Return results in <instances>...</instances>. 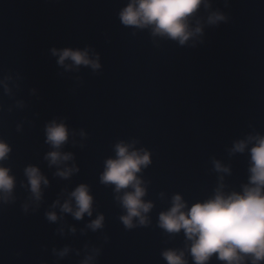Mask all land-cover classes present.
I'll use <instances>...</instances> for the list:
<instances>
[{
  "label": "water",
  "instance_id": "water-1",
  "mask_svg": "<svg viewBox=\"0 0 264 264\" xmlns=\"http://www.w3.org/2000/svg\"><path fill=\"white\" fill-rule=\"evenodd\" d=\"M129 2L0 0V139L11 149L0 165L15 178L11 198L0 199V264H83L89 256L91 264H168L162 253L186 243L183 230L170 234L158 223L172 197L190 207L212 197L221 176L226 192L248 183L250 152L231 149L264 136V0H208L191 18L202 34L184 45L123 25L119 13ZM213 12L226 21L208 24ZM53 48L87 49L101 67L65 68ZM52 120L67 126L60 151L73 159L50 166L45 126ZM121 141L151 160L137 175L142 199L154 206L149 223L134 218L133 228L120 219L124 190L100 182ZM214 161L230 172L216 171ZM30 165L49 181L39 201L25 174ZM73 165L79 170L68 178L56 174ZM80 184L93 203L92 215L77 220L61 205ZM101 214L103 227L93 231L88 225ZM185 258L194 264L187 251ZM208 264L225 262L214 254Z\"/></svg>",
  "mask_w": 264,
  "mask_h": 264
},
{
  "label": "clouds",
  "instance_id": "clouds-1",
  "mask_svg": "<svg viewBox=\"0 0 264 264\" xmlns=\"http://www.w3.org/2000/svg\"><path fill=\"white\" fill-rule=\"evenodd\" d=\"M209 8L208 0H130L120 13V20L125 26L150 28L154 36L176 40L184 45L190 38L203 32L200 21L196 26L191 24V18L201 5ZM221 12H213L207 17L210 25L226 21ZM52 54L58 56L57 63L65 68L73 66H91L93 70L101 67L99 57L90 58L87 49L62 50L52 49ZM71 61V64H66ZM0 83H3L0 81ZM5 90L8 91L5 84ZM46 143L52 147L46 159L51 165H61L72 160L71 153H62L60 149L67 142L69 131L61 121L52 120L45 126ZM83 135V133H82ZM252 146L248 148V145ZM250 152V175L248 183L241 186V191L226 192L221 183L215 189V194L204 200L193 203L190 207L180 194L172 197L171 207L159 214V226L167 233L177 234L181 230L186 239L185 250L168 249L162 253L168 264H188L185 252L191 255L194 264H208L215 254L216 259L225 264H262L264 262V136H249L246 140L235 142L233 153ZM11 151L9 145L0 139V161L7 158ZM115 158L105 161L104 171L100 175L102 184L114 185L117 200L126 210L120 219L126 228H133L134 218L140 225L149 223L147 213L153 208L151 201L145 202L146 188L137 173L150 163V153L145 149L136 150L133 144L123 141L115 145ZM218 172L229 173L230 168L214 161ZM79 169L73 165L65 166L57 171V175L68 178ZM30 190L36 201L41 199V184L49 181L36 166L25 169ZM15 178L10 175V169L0 165V199L7 201L12 196ZM130 189V190H129ZM73 200L75 204L73 205ZM93 197L89 186L80 184L70 194L68 200L61 205V211L71 213L75 219H82L84 214L92 215ZM59 200L53 205L55 208ZM27 210V206H25ZM50 221L58 219L54 211L48 212ZM104 216L101 214L88 227L95 231L103 227ZM75 231V229H73ZM68 249L59 253L64 256ZM93 257L89 256L83 264H91Z\"/></svg>",
  "mask_w": 264,
  "mask_h": 264
}]
</instances>
